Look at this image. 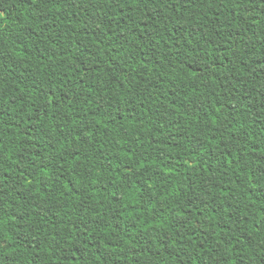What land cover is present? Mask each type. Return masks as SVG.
I'll return each instance as SVG.
<instances>
[{"label":"trees","instance_id":"16d2710c","mask_svg":"<svg viewBox=\"0 0 264 264\" xmlns=\"http://www.w3.org/2000/svg\"><path fill=\"white\" fill-rule=\"evenodd\" d=\"M0 264H264V0H0Z\"/></svg>","mask_w":264,"mask_h":264}]
</instances>
